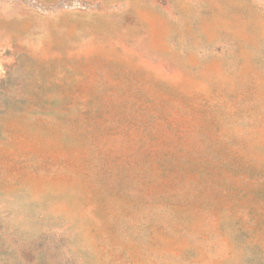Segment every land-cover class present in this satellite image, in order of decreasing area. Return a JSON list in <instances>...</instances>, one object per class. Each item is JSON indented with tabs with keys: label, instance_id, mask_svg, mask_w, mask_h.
<instances>
[{
	"label": "rangeland",
	"instance_id": "1",
	"mask_svg": "<svg viewBox=\"0 0 264 264\" xmlns=\"http://www.w3.org/2000/svg\"><path fill=\"white\" fill-rule=\"evenodd\" d=\"M0 199V264H264V0H0Z\"/></svg>",
	"mask_w": 264,
	"mask_h": 264
},
{
	"label": "bare ground",
	"instance_id": "2",
	"mask_svg": "<svg viewBox=\"0 0 264 264\" xmlns=\"http://www.w3.org/2000/svg\"><path fill=\"white\" fill-rule=\"evenodd\" d=\"M11 192V191H10ZM9 194V193H8ZM14 194V193H13ZM12 195V194H11ZM4 196V195H3ZM21 197V196H20ZM30 197V196H29ZM4 198V197H3ZM30 199V198H29ZM1 200V199H0ZM25 200H27V199H25ZM26 202V201H25ZM28 202V201H27ZM34 204V203H33ZM39 204V203H38ZM10 205V204H9ZM40 205V204H39ZM41 206H42V204H41ZM40 206V208H44L43 206L41 207ZM46 207V210L45 211H49V209L47 208V206H45ZM20 209V208H19ZM39 208H37V210H38ZM36 210V209H35ZM44 210V209H43ZM21 211V210H20ZM44 212V211H42V210H39V212ZM18 213V212H17ZM45 213V212H44ZM45 215V214H44ZM49 215V214H48ZM47 215V216H48ZM47 216H45V218L47 217ZM17 217H19V215H17ZM44 217V216H43ZM42 217V218H43ZM32 218V217H31ZM16 219V218H15ZM65 219V218H64ZM32 220H33V218H32ZM63 220V218L61 219V221ZM18 221V220H17ZM34 221H36V217H35V220ZM26 222V221H25ZM39 222V221H38ZM59 223V222H58ZM79 245H81V244H79ZM83 245V244H82ZM81 247V246H80ZM84 247V246H83ZM76 249H77V246H76ZM81 249H83V248H81Z\"/></svg>",
	"mask_w": 264,
	"mask_h": 264
}]
</instances>
